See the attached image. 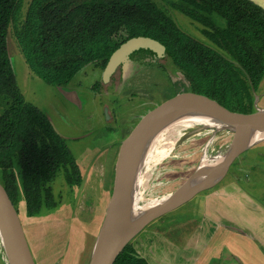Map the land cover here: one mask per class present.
<instances>
[{
  "label": "trees",
  "instance_id": "obj_1",
  "mask_svg": "<svg viewBox=\"0 0 264 264\" xmlns=\"http://www.w3.org/2000/svg\"><path fill=\"white\" fill-rule=\"evenodd\" d=\"M27 1L0 0V184L15 213L20 202L28 218L57 208L51 183L61 171L69 187L82 176L66 141L16 84L13 35L31 70L52 87L69 85L87 67L104 70L122 43L150 37L166 50L159 66L169 77H185L195 105L255 111L264 78V9L250 0ZM176 12L197 24L199 38L181 27ZM115 264L149 263L129 243Z\"/></svg>",
  "mask_w": 264,
  "mask_h": 264
},
{
  "label": "rangeland",
  "instance_id": "obj_2",
  "mask_svg": "<svg viewBox=\"0 0 264 264\" xmlns=\"http://www.w3.org/2000/svg\"><path fill=\"white\" fill-rule=\"evenodd\" d=\"M27 8L25 4L23 15ZM175 16L184 30L200 37L196 23L179 12ZM210 18L219 26L226 27L218 16ZM17 42L14 35L10 37L9 51L16 84L25 100L47 115L66 141L82 176L80 185L69 187L61 171L51 183L55 197L59 198L57 208L28 218L20 202L17 218L35 264H87L113 196L120 145L162 111H171L178 101L173 80L177 82L180 75L169 77L162 70L159 61L163 56L138 50L129 56L125 66L119 67L121 77L116 75L113 81H108H112L110 84L106 83L109 85H101L105 83L103 70L87 67L69 85L52 87L31 70ZM123 71L127 73L125 78ZM257 95V107L264 108V78ZM204 134L200 138H190L192 133L181 129L170 141L173 147H167L163 157L147 151L137 173L134 207H144L155 201H158L156 205L159 204L201 171L205 157L208 161L211 156L223 157L226 154L231 135L206 131ZM208 146L210 150L206 151ZM15 173L19 175L16 166ZM243 175L254 181L251 186L253 193L264 192V142L241 154L222 182L226 184L230 178ZM215 187L154 220L130 243L140 255L155 262L159 252L157 240L169 238L181 250L190 252L191 258L211 264L214 253L202 256L204 244H196L194 238L195 227L203 217L202 209L209 199L205 195ZM198 201L197 207L202 213L195 214L193 207ZM186 242L191 247H186ZM223 258H231L238 264L246 262L245 257L232 258L229 253L223 254ZM0 264H6L1 245Z\"/></svg>",
  "mask_w": 264,
  "mask_h": 264
},
{
  "label": "water",
  "instance_id": "obj_3",
  "mask_svg": "<svg viewBox=\"0 0 264 264\" xmlns=\"http://www.w3.org/2000/svg\"><path fill=\"white\" fill-rule=\"evenodd\" d=\"M138 50H148L159 56H164L166 52L160 42L150 37L140 36L125 41L115 50L103 70L105 84L119 67L126 65L129 56ZM176 80L177 82L173 80V86L178 101L171 111H162L120 145L113 196L108 204L88 264H115L125 247L145 227L183 206L199 193L215 187L225 178L228 169L241 154L262 143L261 141L249 145L250 135L264 134V108L257 107L258 95L255 98L253 113L216 111L195 105L190 85L185 77L180 75ZM183 127H191L201 132L231 135L228 151L223 157L218 156L224 158L223 164L208 170L201 169L170 197L145 210L144 214L136 220H132V209L135 204L133 202L134 187L145 154L158 135L170 128L181 130ZM0 245L4 259L10 263L12 261L13 264H35L17 214L1 187Z\"/></svg>",
  "mask_w": 264,
  "mask_h": 264
},
{
  "label": "crops",
  "instance_id": "obj_4",
  "mask_svg": "<svg viewBox=\"0 0 264 264\" xmlns=\"http://www.w3.org/2000/svg\"><path fill=\"white\" fill-rule=\"evenodd\" d=\"M252 1L264 9V0ZM122 76L125 78L127 73ZM259 153H263V150H259ZM230 179L226 184L221 181L211 193L205 195L209 199L202 209L203 217L195 227L194 241L204 244L202 256L214 253L211 264H238L231 258H223L225 253L232 258L245 257L243 264H264V192L253 193L251 186L255 183L247 175ZM199 203L193 207L195 214L202 213L197 207ZM157 243L159 252L155 262L135 250L149 264H203L201 260L191 258V253L186 249L181 250L174 240L159 238Z\"/></svg>",
  "mask_w": 264,
  "mask_h": 264
},
{
  "label": "bare ground",
  "instance_id": "obj_5",
  "mask_svg": "<svg viewBox=\"0 0 264 264\" xmlns=\"http://www.w3.org/2000/svg\"><path fill=\"white\" fill-rule=\"evenodd\" d=\"M178 129L179 128H170V129L164 131L163 133H161L160 135H158V137H156V139L151 144V147L149 149L150 152H155L154 155L163 157L164 154H165V149L167 147H169V146L173 147L172 146L173 143L170 144V141H172L173 138L177 135ZM182 129H188V131L190 133H192V136L190 138H192V137L193 138H200L201 136L205 135L204 132L197 131V129H195V128H194L195 130L191 129V127H183ZM261 141L262 142L264 141V134H258V135L256 134V135H252V136L250 135L249 145H251V144H253L255 142L258 143V142H261ZM227 143L230 145L231 144V140H229ZM208 150H210V146L207 147V150L206 151H208ZM160 153H162V154H160ZM207 155H208V153L206 152V156ZM206 158L207 157H205L204 163L201 164L202 165L201 166V169H203V170H208V169H210L212 167H215V166L217 167L218 164L220 166V165L223 164V161H224V158H219V157H216V156H213V157L211 156L210 158H208V161H207ZM161 199H163V198H161ZM157 202L158 201H155V202L150 203V204H148V205H146L144 207H139L138 205H136L135 207H133V209H132V220H136L138 217H140L142 214H144L145 210H147L149 208H152L153 206L156 205ZM93 247H94V245H93ZM89 259H90V257H89ZM5 263L6 264H13L12 261L10 263L8 260H5ZM88 263H89V260H88Z\"/></svg>",
  "mask_w": 264,
  "mask_h": 264
},
{
  "label": "flooded vegetation",
  "instance_id": "obj_6",
  "mask_svg": "<svg viewBox=\"0 0 264 264\" xmlns=\"http://www.w3.org/2000/svg\"><path fill=\"white\" fill-rule=\"evenodd\" d=\"M120 73H121V71H120V69H118L117 72H116L115 75H114V78L116 77V75H118L119 77H121V76H120ZM118 81H119V79H118Z\"/></svg>",
  "mask_w": 264,
  "mask_h": 264
}]
</instances>
